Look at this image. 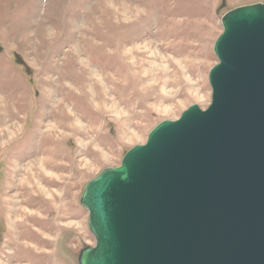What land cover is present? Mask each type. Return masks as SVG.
Wrapping results in <instances>:
<instances>
[{
    "label": "rangeland",
    "instance_id": "374dc122",
    "mask_svg": "<svg viewBox=\"0 0 264 264\" xmlns=\"http://www.w3.org/2000/svg\"><path fill=\"white\" fill-rule=\"evenodd\" d=\"M263 1L0 0V264H77L86 183L207 108L222 16Z\"/></svg>",
    "mask_w": 264,
    "mask_h": 264
},
{
    "label": "water",
    "instance_id": "95a60500",
    "mask_svg": "<svg viewBox=\"0 0 264 264\" xmlns=\"http://www.w3.org/2000/svg\"><path fill=\"white\" fill-rule=\"evenodd\" d=\"M210 103L150 130L79 203L77 264H264V1L221 18Z\"/></svg>",
    "mask_w": 264,
    "mask_h": 264
},
{
    "label": "bare ground",
    "instance_id": "6f19581e",
    "mask_svg": "<svg viewBox=\"0 0 264 264\" xmlns=\"http://www.w3.org/2000/svg\"><path fill=\"white\" fill-rule=\"evenodd\" d=\"M63 89V88H62Z\"/></svg>",
    "mask_w": 264,
    "mask_h": 264
}]
</instances>
